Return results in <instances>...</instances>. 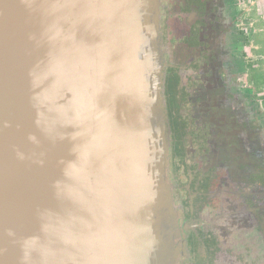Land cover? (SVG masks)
<instances>
[{"label": "water", "instance_id": "1", "mask_svg": "<svg viewBox=\"0 0 264 264\" xmlns=\"http://www.w3.org/2000/svg\"><path fill=\"white\" fill-rule=\"evenodd\" d=\"M222 2L264 72V0ZM159 3L0 0V264H176Z\"/></svg>", "mask_w": 264, "mask_h": 264}, {"label": "flooded vegetation", "instance_id": "2", "mask_svg": "<svg viewBox=\"0 0 264 264\" xmlns=\"http://www.w3.org/2000/svg\"><path fill=\"white\" fill-rule=\"evenodd\" d=\"M176 264H264V91L222 0H159Z\"/></svg>", "mask_w": 264, "mask_h": 264}, {"label": "rangeland", "instance_id": "3", "mask_svg": "<svg viewBox=\"0 0 264 264\" xmlns=\"http://www.w3.org/2000/svg\"><path fill=\"white\" fill-rule=\"evenodd\" d=\"M250 79H251V82L255 85V87L258 90L260 88L263 89V87H264V72L251 74Z\"/></svg>", "mask_w": 264, "mask_h": 264}]
</instances>
